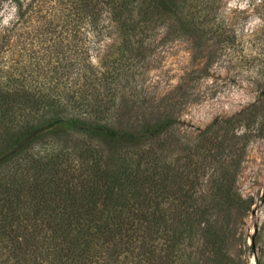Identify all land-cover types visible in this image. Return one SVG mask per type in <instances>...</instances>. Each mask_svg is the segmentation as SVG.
Masks as SVG:
<instances>
[{"label":"trees","instance_id":"16d2710c","mask_svg":"<svg viewBox=\"0 0 264 264\" xmlns=\"http://www.w3.org/2000/svg\"><path fill=\"white\" fill-rule=\"evenodd\" d=\"M209 2L0 0V264H247L230 246L257 128L216 118L180 146L175 114H118L161 42L213 38Z\"/></svg>","mask_w":264,"mask_h":264},{"label":"rangeland","instance_id":"374dc122","mask_svg":"<svg viewBox=\"0 0 264 264\" xmlns=\"http://www.w3.org/2000/svg\"><path fill=\"white\" fill-rule=\"evenodd\" d=\"M208 4L218 26L215 37L161 42L140 69L137 93L133 98L122 96L118 114L129 125L175 114L180 146L197 139L216 118L240 115L237 130L257 128L259 135L251 139L237 176L239 192L254 202L239 219L240 234L230 246L231 254L256 264L264 253V241L255 245L252 241L264 220V0H211ZM11 14L7 6L4 15ZM223 35L230 36L228 43L220 41ZM192 72L201 76L188 81Z\"/></svg>","mask_w":264,"mask_h":264},{"label":"clouds","instance_id":"9594fccd","mask_svg":"<svg viewBox=\"0 0 264 264\" xmlns=\"http://www.w3.org/2000/svg\"><path fill=\"white\" fill-rule=\"evenodd\" d=\"M0 15H2V13H0ZM9 19H10V17H5V19L3 20L2 23L6 25L9 21Z\"/></svg>","mask_w":264,"mask_h":264}]
</instances>
